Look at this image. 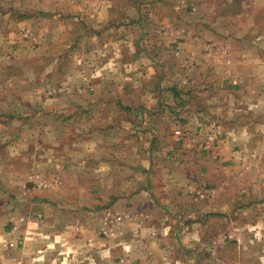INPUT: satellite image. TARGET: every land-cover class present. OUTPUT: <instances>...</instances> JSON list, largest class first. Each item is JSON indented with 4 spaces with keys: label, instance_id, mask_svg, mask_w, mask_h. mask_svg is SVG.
Listing matches in <instances>:
<instances>
[{
    "label": "crops",
    "instance_id": "1",
    "mask_svg": "<svg viewBox=\"0 0 264 264\" xmlns=\"http://www.w3.org/2000/svg\"><path fill=\"white\" fill-rule=\"evenodd\" d=\"M211 11L206 0H0V200L15 203L33 172L65 188L16 197L28 214L0 210V264L29 253L27 264H244L228 257L263 236L264 41L217 37ZM4 22L42 30L31 57L50 62L45 74L2 71ZM202 185L207 201L194 199ZM106 210L123 218L115 241L98 236Z\"/></svg>",
    "mask_w": 264,
    "mask_h": 264
},
{
    "label": "rangeland",
    "instance_id": "2",
    "mask_svg": "<svg viewBox=\"0 0 264 264\" xmlns=\"http://www.w3.org/2000/svg\"><path fill=\"white\" fill-rule=\"evenodd\" d=\"M206 3L208 4V6L212 7V11L210 13H207V15H209L210 18L216 19L217 21L223 24V29H224L223 33L217 31L218 33L217 34L216 30H214L217 37H228V36L237 37V36H240V34H242L246 36V38L248 39L249 38L252 39L256 37L259 39H263L264 41V0H245V1L244 0H206ZM9 10L11 11L12 16L10 18L13 19V22H15L17 19L18 20L26 19L28 20V23L31 22L29 18H25V16H29L30 14L26 15L24 13H20L18 16H14L13 7H9ZM191 15L192 14L188 13L187 17H190ZM18 20L16 21L17 23L22 22V20L21 21H18ZM4 25H5V28H4L5 30L4 29L2 30L6 31V33H10V32L13 33V38L7 39L5 41L8 51L6 52L7 58H5L4 62L6 61L7 64L2 67V71L12 72V70H15L16 68L15 66L18 63H22L21 66L18 67V70H21V73H24L27 76L29 75L30 77H32L31 75H33V78L37 79L40 77L42 73L45 74L46 68L50 64V62L46 61L45 59L41 60L40 58L31 57V56H35L36 50L39 47L40 42L44 38V35L41 34L42 30H38V28L33 26L35 28V31H34V28L32 27V25L30 26V24H24V26L20 28L19 27L18 28L16 27L8 28L10 25L8 22H4ZM239 26L241 27V29H239ZM25 29H29L31 31L30 37L21 36L22 31ZM78 32L81 33V30L79 28L72 33L74 37L76 34H78ZM163 33L164 35H167L165 32ZM18 49H21L22 50L21 53L25 54L27 57L26 59L16 62L15 61L16 58H11L13 57L11 54L14 55V52ZM62 49L64 50L63 47ZM62 49L60 48L59 51L63 52ZM257 49L264 52V42L260 44ZM248 52L252 53L253 49L248 48ZM6 79L8 81L10 77H6ZM12 82H15V80L13 79ZM169 86L170 87L167 89V92L163 93L165 98L167 96L172 95L171 91H169L172 85H169ZM51 88L52 87H49L47 88V90H45L44 96L46 98L50 97L48 92L52 91ZM57 88L58 86H53V90ZM161 98H163V96H161ZM77 132L79 134V131ZM215 135L221 136V131L218 130V132H215ZM66 141L68 142V140ZM61 152L62 151H60V153ZM61 158H62V155H57L53 159L56 161H59ZM54 181H58V183L54 184ZM63 186H64V181L58 175L50 177L48 174H41L39 172H33L26 177L24 184L19 185V188H20L18 192L19 200H21L22 198L30 200L34 198L35 196L40 197L44 195V192H49V191L54 192L55 196H61L60 190L65 189ZM194 191H195L194 199L200 200V201H207L213 194V190L210 187H207L205 185L195 188ZM40 192H43V193H40ZM18 196H15V199L13 198L15 203L11 202L10 204H7L6 200H4V203L2 200H0V210L2 209V211L3 210L5 211L6 209H11L12 212L17 211V210L20 211V213H17L19 215L28 214L29 209L27 207L20 205L17 202L16 197ZM21 204L24 205L25 203L23 202ZM13 206L15 207L13 208ZM262 207L264 208V205ZM20 208H23V210H19ZM92 211L93 212L91 214L93 215L97 213V212H94V210ZM263 213H264V210H263ZM262 217L263 218L260 221H257L258 222L257 225L259 227L258 230L262 229L263 236L260 238H257L256 236L252 237L251 238L252 243H248L250 245L247 244L248 246H246L244 250L242 251V253H239L238 256H234L235 255L234 249L231 248L230 254L231 253L233 254L231 257H228V259H230L229 261L232 262V261H237V259H241L242 262H244V264L246 263L249 264L250 262H252L253 264H264V216ZM29 219L31 221L32 226H34L33 229L38 231V227H36L35 224L37 223V221L40 222V220L42 219L41 216L29 214ZM19 220L21 221V219ZM101 220H102L101 226L98 230L99 237L106 239V240L115 241V239H118L122 236L120 226L123 223V218H121V216H119L117 213L106 210L104 211L103 216L101 217ZM248 223L249 224H246V226L248 225L247 229L250 230L249 228L251 226L250 225L251 222H248ZM237 225L238 223L232 224V227L235 232L240 230L237 228ZM252 231H255V230H252ZM227 235H228L227 239H230V241L235 240V236L233 233L227 234ZM57 239H58L57 236L53 237V241ZM223 239L225 240L226 238H223ZM37 240L33 241L28 247H31L32 245H34V247H36L37 245H38L37 247L47 245L45 237H41L40 241H37ZM21 242L23 245L24 240H21ZM58 242L59 241H57V244H59ZM253 243L261 244L262 247L254 246L255 244ZM87 244L93 245L94 244L93 238H90L87 241ZM33 250H30V252H32ZM29 256H30V253L28 255L25 254L24 256H22L23 259L26 260V264L28 261H34V260H31ZM57 258H59L57 260H60V262H62V255L57 256ZM42 259H43V256L41 259H37L36 261L42 264H45L47 259L46 258H44L43 260ZM125 261H126V255L122 254L120 257H118L119 263H123Z\"/></svg>",
    "mask_w": 264,
    "mask_h": 264
},
{
    "label": "built area",
    "instance_id": "3",
    "mask_svg": "<svg viewBox=\"0 0 264 264\" xmlns=\"http://www.w3.org/2000/svg\"><path fill=\"white\" fill-rule=\"evenodd\" d=\"M21 36H22V37H30V36H31V31H30L29 29H25V30L22 31ZM52 91H62V89L57 88V89H54V90H52ZM52 91H51V92H48L50 97H53L54 94H55V93L52 92ZM175 134H176L177 136H179V137L182 135V134H181V131H176ZM57 183H58V181H54V184H57Z\"/></svg>",
    "mask_w": 264,
    "mask_h": 264
}]
</instances>
